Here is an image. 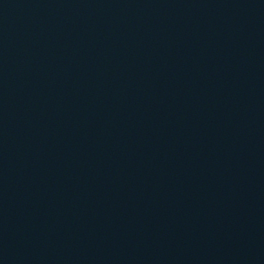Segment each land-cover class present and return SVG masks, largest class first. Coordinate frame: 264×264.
<instances>
[{"label": "water", "instance_id": "water-1", "mask_svg": "<svg viewBox=\"0 0 264 264\" xmlns=\"http://www.w3.org/2000/svg\"><path fill=\"white\" fill-rule=\"evenodd\" d=\"M0 264H264V0H0Z\"/></svg>", "mask_w": 264, "mask_h": 264}]
</instances>
